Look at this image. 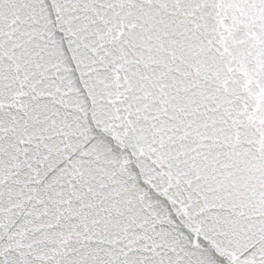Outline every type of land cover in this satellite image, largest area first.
<instances>
[{"label": "snow or ice", "instance_id": "6c2138e0", "mask_svg": "<svg viewBox=\"0 0 264 264\" xmlns=\"http://www.w3.org/2000/svg\"><path fill=\"white\" fill-rule=\"evenodd\" d=\"M0 264H264V0H0Z\"/></svg>", "mask_w": 264, "mask_h": 264}]
</instances>
